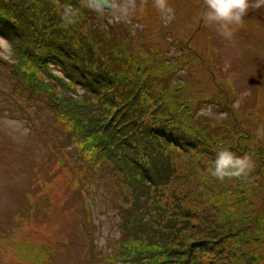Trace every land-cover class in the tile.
Here are the masks:
<instances>
[{
	"label": "rangeland",
	"instance_id": "1",
	"mask_svg": "<svg viewBox=\"0 0 264 264\" xmlns=\"http://www.w3.org/2000/svg\"><path fill=\"white\" fill-rule=\"evenodd\" d=\"M135 3L127 20L116 22L111 12L97 14L81 0H0V38L7 42L0 47V264H126L114 258L116 244L132 240L141 251H151L156 264H174L172 258L179 264L180 256L188 262L196 256L197 264H259L264 246V8L248 13L228 39L202 18L203 0H167L174 12L167 24L154 0ZM65 6L76 11L75 23L62 21ZM53 24L63 32L53 34ZM66 28L77 35L71 37ZM49 39H61L65 46L49 45ZM75 41L91 49H78ZM179 41H186L184 57L152 59L154 46L158 53H179ZM25 46L42 54L55 51L58 65H49L50 57L28 55ZM118 47L128 54H118ZM210 56L211 71L198 64ZM123 62L148 67L149 77L136 69L126 76L128 63ZM66 67L89 86L72 83ZM215 72L225 80L217 85L228 81L231 92L216 88ZM94 73L107 79L97 82ZM155 80L168 89L153 88ZM175 92L187 98L197 94L196 115L212 126L208 132L196 125L197 135L215 142L210 148L198 142L184 151L153 122L156 115H177L191 125L180 113L161 110ZM65 126L74 129L70 137ZM78 126L88 128L87 138L75 140ZM225 149L251 157L246 176L223 181L211 176L217 153ZM134 160L147 166L149 177ZM137 215L142 221L156 216L166 221L162 229L168 238L160 250L165 254H155L160 247L155 238L130 237ZM177 236L186 239L182 245ZM196 240L206 244L198 246ZM179 245L186 247L183 255L173 253Z\"/></svg>",
	"mask_w": 264,
	"mask_h": 264
},
{
	"label": "trees",
	"instance_id": "2",
	"mask_svg": "<svg viewBox=\"0 0 264 264\" xmlns=\"http://www.w3.org/2000/svg\"><path fill=\"white\" fill-rule=\"evenodd\" d=\"M3 21L4 20H2V18H0V23ZM8 21H9V17H8ZM8 21H7V23H9ZM55 25L56 24H53L52 29H51L53 34H58L60 32H63V30L60 28L59 25H56V26ZM14 26L17 27V25H14ZM80 26L81 25H79L78 27H80ZM13 29H15V28H13ZM66 31H67V28L64 29L65 33H66ZM93 32L95 35H98L97 29L93 30ZM36 33L38 34L39 31H36ZM105 33H107V32H105ZM21 34H22V32H21ZM26 34H22L21 36H25ZM67 34H69L71 37H75V35H77L75 33V35L73 36L70 34L69 31H67ZM83 34L84 33H82L80 35L81 36L80 39L82 38ZM111 35H112V33H110L109 37ZM65 38H66V34L63 36L64 40H65ZM48 42H49L48 43L49 45H54V46H55V44H57L59 46V44L62 42L61 46H65L64 42L61 41V39H57L55 42L52 39H49ZM154 42H155V40H154ZM171 42L176 43L174 38L171 39ZM179 42L181 43V46L179 49V53H176V54H172L169 52L164 54L165 51L158 53L159 48L154 46L155 49H154V52L152 53V56H151L152 59L155 61H158L157 58L166 59L168 56H178V55L182 56L183 45L186 43V41H184V42L179 41ZM68 44L70 45V43H68ZM76 44L79 45L78 49H80V48L81 49H91V44H88L86 48L82 44H79L75 41L73 43V45H76ZM172 45H174V44H172ZM24 49L26 50L28 55H30L34 58L39 57V58L45 59L46 57H50V59L53 61V63H50V62H47V63L49 65L53 64V66L58 65L57 60L60 59V57H58V55L56 54L55 51L43 52V54H42V51L38 52L37 50H33V49H31L30 46H25ZM117 49L119 51L118 54H125V53L128 54V52H129L128 50L122 49L120 47H118ZM37 52L39 53V55H37ZM60 54L62 56L61 52H60ZM106 56L110 60L111 56L110 55H106ZM184 56H185V53H184ZM184 56H182V57H184ZM81 58H83L85 61L88 62V57L86 55L81 56ZM20 59L22 60V62H25V59H24L22 53L20 55ZM133 60L135 61V58ZM175 60L178 61L177 59H175ZM126 61H130V60L127 59ZM213 61H214V58L212 56H210V58L207 59L205 62L200 61L198 64H200L201 67H204L205 69H208L209 71H211L212 70L211 67H214V64L212 63ZM123 63H125V64L128 63V66L123 69V72H124V74H126V76L130 72H134L136 69V70H138V72H141V75L144 78L149 77L148 67H145V66L140 67L136 63L134 64L131 62H123ZM112 65L113 64H111V66ZM185 65H186V63L182 64L183 68ZM156 66H158V64L157 65H151V67H153V68ZM66 68H67V70H65V73L64 72L63 73L69 78V80L72 83H74V81L78 80L81 82V84H83V83L87 84L85 81H83L82 79L75 76V74L73 73L74 71L70 72L68 67H66ZM187 68H188V64L186 66V69ZM116 69H117V67H116ZM168 70H169V68H168ZM77 71H79V70H77ZM81 71L86 72L87 70L85 71L82 69ZM171 72H172V69L169 70V73H171ZM76 74L79 76H82L80 73H76ZM218 74H220V73L215 72L213 74V83L216 86V88L217 89H223L225 91V93H226L225 89H228V92H231L232 87L230 85V82L227 81V84L225 87L217 85V84H219V82L225 81L223 79H220V76ZM91 75L96 76L99 79L97 82H101V81L107 79L106 76L103 77L101 75H98L97 73H94ZM195 75L197 76V74H195ZM187 76H192V75L188 72ZM151 77H156V76L154 74H151ZM195 80H196V78L193 76V81H195ZM155 83H157V84H154V86H153V88H155V89H168V87H165L162 84L159 85V83L156 80H155ZM77 85H80V84L77 83ZM87 86H89V85L87 84ZM195 86L196 85H194V87H191L190 85H186V87L188 89H194L193 91L197 92V90H199V89H195ZM31 89H33V88H31ZM35 91H36V89H35ZM40 91L48 97L47 93L43 92L42 90H40ZM176 92H177V90H176ZM176 92L170 95V102L163 103L164 107L163 108L159 107V108H161V110H163L164 112L176 111V112L180 113L181 115L185 116L186 118H189L192 121L191 125L185 123L181 118L177 117V115H169V117H160V116L156 115L155 117H153V122L155 123V125L158 126V128L163 129V134L165 136H169L171 141L173 143H176L178 145L177 147L185 149L184 151H186V149L189 147H197L198 142H200V144H206V147H209L210 143L215 144V142H213V141H210L209 144L205 143L197 135L198 130H197L196 125L199 127H202L203 129H205L208 132L209 131L211 132V130H212V126L208 125L209 126L208 127V126L204 125V122H202V120H204L203 117L198 118L196 115V112H197L196 95L197 94H194L195 92H193V94L187 98L185 95H182V96L176 95ZM185 98H187V99L184 101ZM179 99H182V100H179ZM192 99H193V101H192ZM165 106L172 107V108H167ZM156 107H158V104L156 105ZM80 116L77 117V119L82 120V119H80ZM230 117L236 121V118H234V115H233V111L230 113ZM56 121H58V118L56 119ZM65 128L68 130L67 136L70 137V134H71V132H74V129L73 128L68 129L66 126H65ZM213 128L218 130L219 127H213ZM147 129L152 131V126L147 127ZM154 130H156L155 126H154ZM221 131H224L225 134H227L226 128L222 129ZM75 134L78 137L75 140H80L81 137H84V136L87 138V136L89 135L88 134V128H87V130H84V128H82L81 126H78L75 130ZM123 146L125 147V142H123ZM226 147H228V145H226ZM230 151L235 153V150L230 149ZM196 154H197V152H196ZM134 162H135V164H136V166L140 172L146 174V176H148V177L150 176V172L147 169V166H144V167L141 166L140 164H138L137 160H134ZM148 177H146V179L142 181V184L147 185L146 180H148L147 179ZM187 218L190 220L191 216L187 215ZM185 220H187V219L186 218L183 219V221H185ZM168 224L170 225L171 222H169ZM193 224H197V223H193ZM163 225L166 226V221H163L161 217L156 216L154 219H148V220L142 221V216L137 215V216H135L133 221H131V223H130V230H128L129 231L128 234H130V237H132V239L135 238L136 237L135 235H137V234H142L143 236H145L147 241H149L151 238H155L160 244V247L157 249V251H155V254H165V253L160 251L164 240H167V238H168L167 232H164L162 229ZM263 229H264V226H263ZM187 233L188 232H186V231L183 232V235L186 239L188 237ZM262 234L263 235H261V237H260L261 240L264 239V230H263ZM186 239L177 236V241L180 242L181 245ZM195 242L200 243L198 246H204L206 244V243H201L198 240H196ZM202 242H203V240H202ZM135 245H136V243L133 240L128 241V245H124L123 243H119L118 245L116 244L117 249H116V252L114 253V258L117 260L121 259L122 261L126 262V264H156L155 261H150V258L153 255V253H151V251H149L147 249H145L144 251H141V249ZM150 246H151V244L149 245V247ZM173 250H174L173 253L183 255L181 252H186V247H180V245H179L177 250H175V249H173ZM260 250H261V252H260V255L258 256L257 263L264 264V246H261ZM258 254L259 253H257L256 255H258ZM179 258L182 259V260H180L179 264H193V263L197 264V261H196L197 257L196 256H193L191 258V262H188L186 259L184 260L182 258V256H180ZM177 261L178 260H176V258L170 259V263L175 264ZM121 264H124V263H121Z\"/></svg>",
	"mask_w": 264,
	"mask_h": 264
},
{
	"label": "clouds",
	"instance_id": "3",
	"mask_svg": "<svg viewBox=\"0 0 264 264\" xmlns=\"http://www.w3.org/2000/svg\"><path fill=\"white\" fill-rule=\"evenodd\" d=\"M59 0H57V3ZM204 11L202 18L211 25H215L217 31L225 38L230 39L234 27L240 26L248 13L264 8V0H203ZM81 6L90 11L103 15L105 11L113 14L116 22L127 20L130 11L135 10V0H81ZM154 6L160 11L165 24L174 19V12L168 6L167 0H154ZM61 19L66 25L76 22V11L65 6ZM0 47H7V42L0 38ZM253 167L250 156H237L230 150H222L217 153L214 160V168L210 169L212 177L223 181L246 176Z\"/></svg>",
	"mask_w": 264,
	"mask_h": 264
},
{
	"label": "water",
	"instance_id": "4",
	"mask_svg": "<svg viewBox=\"0 0 264 264\" xmlns=\"http://www.w3.org/2000/svg\"><path fill=\"white\" fill-rule=\"evenodd\" d=\"M108 2V0H103V3H107Z\"/></svg>",
	"mask_w": 264,
	"mask_h": 264
},
{
	"label": "flooded vegetation",
	"instance_id": "5",
	"mask_svg": "<svg viewBox=\"0 0 264 264\" xmlns=\"http://www.w3.org/2000/svg\"><path fill=\"white\" fill-rule=\"evenodd\" d=\"M249 13H253V12H249Z\"/></svg>",
	"mask_w": 264,
	"mask_h": 264
}]
</instances>
